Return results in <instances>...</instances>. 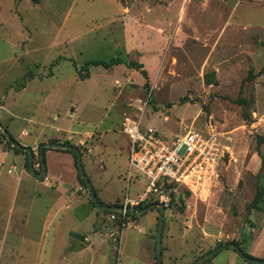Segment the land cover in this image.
I'll list each match as a JSON object with an SVG mask.
<instances>
[{
  "label": "rangeland",
  "instance_id": "1",
  "mask_svg": "<svg viewBox=\"0 0 264 264\" xmlns=\"http://www.w3.org/2000/svg\"><path fill=\"white\" fill-rule=\"evenodd\" d=\"M263 67L264 0H0V124L19 145H29L36 173L41 144L73 145L97 201L122 206L126 195L135 198L144 187L141 178L127 186L125 119L164 138L191 129L214 133L230 146L206 200L182 191L166 207L161 264H193L233 242L252 260L264 261L263 200L252 208L264 178ZM0 147L13 152L1 131ZM47 151L59 154H47V162ZM65 153L43 151L41 180L30 175L25 154L24 165L1 156L0 169L6 174L15 164L13 174L28 173L40 192L53 186L57 165L58 186L68 183L95 214L94 230L104 240L109 264L136 258L147 264L148 227L153 215L157 223V209L139 218L114 213L111 220L112 213L95 209L75 156ZM97 175L113 204L105 202ZM32 222L38 224L36 216ZM116 226H127L121 238ZM156 229L149 231L154 242ZM13 239L2 245L0 264L86 260L69 249L72 242L61 251L47 245L44 255L24 257ZM152 255L156 264L154 247ZM202 264L248 263L222 249Z\"/></svg>",
  "mask_w": 264,
  "mask_h": 264
},
{
  "label": "crops",
  "instance_id": "2",
  "mask_svg": "<svg viewBox=\"0 0 264 264\" xmlns=\"http://www.w3.org/2000/svg\"><path fill=\"white\" fill-rule=\"evenodd\" d=\"M255 68L256 70L258 69V67ZM6 98H8V96ZM223 143L228 147L230 154V146L225 142ZM21 146L29 148V145L26 144L21 143ZM125 152L128 164V142ZM0 154H2L0 155V159L1 156L8 157L11 155L15 158H20L22 165H24V157L21 154L3 150L1 147ZM47 154L58 155L59 153L47 151L46 161L48 162ZM63 155L73 160L69 153ZM253 158H255V155H252V159ZM2 164V161H0V166H2ZM53 168L54 169L51 170V181L53 186L44 187L45 190L40 192H38L36 188V183L38 181L35 183L32 177H30L31 174L28 175V173H24L22 170L18 174H13V171L16 169L15 164L10 166L6 174L0 169V212L3 210L5 211V214L1 216L2 219H0V261H2L1 253L4 251L2 245L5 243L6 238L11 236V238H14L13 242L16 244L17 251L23 254L24 257H26L25 254L28 256L32 255L34 251L38 256L41 254L44 255L46 251H48L46 248L47 245H51L52 252L54 250L61 251L67 248L68 243L72 242V245L68 247L70 250L73 249L77 259L81 260L83 255L86 257V260L79 262V264H109V255L107 251H103L105 247V245H103L104 240L99 233L94 230L95 214L85 205V201L80 202L77 199L76 193L70 191L69 187L66 186L68 183L64 182L61 187L58 186L60 173L57 165ZM33 170L35 171L34 168ZM124 172H126V169ZM117 181L119 182V179L115 182ZM71 182L72 181H70V183ZM96 183L102 188L101 193L103 194L105 202L107 204H113L115 200L112 194H107L108 192L106 191L105 184L102 182L99 175L96 176ZM19 215H21V220L17 221ZM33 216H36L38 224L32 222ZM134 221L137 220H133L132 222ZM68 223L69 227L64 229L62 233L60 229ZM127 225H129V223H127ZM154 225H156L155 215L152 216V222L148 227V246L146 250L147 264H154L152 250L153 247L155 249V242L149 234V231ZM126 227L127 226H124L122 230H118L119 226H116L115 233H120L121 238L123 228ZM70 236H72V238ZM180 243L182 246L186 244L184 240H181ZM59 245H61L60 248H58ZM166 245L168 246V253H172L170 242L167 241ZM180 248L183 247H179L178 250H181ZM131 263L138 264L137 258L133 259Z\"/></svg>",
  "mask_w": 264,
  "mask_h": 264
},
{
  "label": "built area",
  "instance_id": "3",
  "mask_svg": "<svg viewBox=\"0 0 264 264\" xmlns=\"http://www.w3.org/2000/svg\"><path fill=\"white\" fill-rule=\"evenodd\" d=\"M121 132L128 142L127 186L138 178L144 183L143 191L135 198L124 197L121 207L125 208L136 209L145 203L167 207L181 197L182 191L206 200L229 155L228 147L214 133L204 135L188 129L181 135L164 138L153 130H142L133 119L122 122ZM109 218L114 220V214Z\"/></svg>",
  "mask_w": 264,
  "mask_h": 264
},
{
  "label": "water",
  "instance_id": "4",
  "mask_svg": "<svg viewBox=\"0 0 264 264\" xmlns=\"http://www.w3.org/2000/svg\"><path fill=\"white\" fill-rule=\"evenodd\" d=\"M0 131L4 138L8 141V143L14 147V148H19L20 145H18L14 139L10 136L8 131L0 124ZM69 146L65 145H60V144H52V143H43L38 147V161H39V166H40V172L36 173L33 170V153L30 148H23V150L27 153V158H28V171L29 173L34 176L36 179L41 180L43 179L45 175V162H44V157L42 155V150L43 149H57V150H67L69 149ZM77 154V171L78 174L80 175L83 183L85 184V187L87 189V192L89 194L91 202L95 205V208L98 211L102 212H124L126 214H131L135 215L136 217H139L143 214H145L148 211H151L152 209H157L158 210V217H157V229H156V236H155V256H156V262L157 264H161V237H162V230H163V211H164V205L161 203H153L149 205L148 207L136 211L133 207H121V206H103L98 204V201L96 199V196L93 192L91 183L88 179V177L84 174L82 163H81V156L79 152H76ZM177 199H180V197H176ZM136 211V213H135ZM232 249L234 250L240 257L245 259L248 264H264V261H258V260H252L248 257L245 256V254L233 243H227L223 244L220 247H217L216 249L212 250L210 253L204 255L197 261H195L193 264H202L206 260L210 259L213 257L217 252H219L222 249Z\"/></svg>",
  "mask_w": 264,
  "mask_h": 264
},
{
  "label": "trees",
  "instance_id": "5",
  "mask_svg": "<svg viewBox=\"0 0 264 264\" xmlns=\"http://www.w3.org/2000/svg\"><path fill=\"white\" fill-rule=\"evenodd\" d=\"M94 64H98V63H94ZM99 64H101L102 66L103 65H105V63H103V62H101V63H99ZM263 69H264V67H263ZM143 75H144V73H142ZM2 137H3V135H2ZM13 139V138H12ZM15 141V140H14ZM16 142V141H15ZM17 143V142H16ZM18 144V143H17ZM8 145H9V147L11 146L9 143H8ZM19 145V144H18ZM68 146L70 147L69 149H67V150H65L66 152H69V153H72L74 156H75V158H76V160H77V154H76V152H78V149H77V147H75V146H73V145H69L68 144ZM23 148H26V147H23V146H21L20 145V147L19 148H14V147H12L11 149L13 150V152L14 153H20V154H25L26 156H27V153L23 150ZM45 149H43L42 150V155H43V157H44V154H43V151H44ZM80 156H81V154H80ZM38 163H39V161H38ZM27 168H28V158H27ZM39 169H40V166H39ZM94 192V191H93ZM95 194V193H94ZM96 196V195H95ZM174 200V199H173ZM261 200H263V203H264V178H263V181H262V184H261V187H260V190H259V193L256 195V197H255V199H254V201L252 202V208H259V204H260V202H261ZM93 204V203H92ZM98 204H100L101 205V203H99L98 202ZM151 204H153V203H145V204H142V205H139L138 207H136V211H139V210H142V209H144V208H146V207H148L149 205H151ZM94 205V204H93ZM94 207H95V205H94ZM166 209V207H164V210ZM153 210V209H152ZM157 212H158V210H157ZM106 213H112V214H117L118 212H106ZM119 214V213H118ZM126 216H128V217H134V215H131V214H126ZM156 225H157V223H156ZM233 244H235L238 248H239V244L237 243V242H233ZM220 247V246H219ZM225 249H227V248H225ZM240 249V248H239ZM241 250V249H240ZM242 251V250H241ZM243 252V251H242ZM245 254V253H244ZM245 256L246 257H248L246 254H245ZM248 258H250V257H248ZM250 259H252V258H250Z\"/></svg>",
  "mask_w": 264,
  "mask_h": 264
}]
</instances>
